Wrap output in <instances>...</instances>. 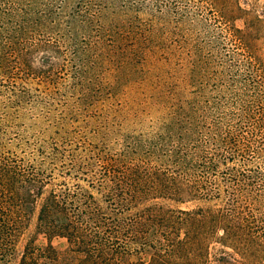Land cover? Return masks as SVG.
<instances>
[{
	"label": "rangeland",
	"instance_id": "1",
	"mask_svg": "<svg viewBox=\"0 0 264 264\" xmlns=\"http://www.w3.org/2000/svg\"><path fill=\"white\" fill-rule=\"evenodd\" d=\"M54 5L25 2L0 17V124L4 121L6 136L19 130L32 134L30 119L89 118L87 126L73 123L67 143L84 149L86 137L152 134L170 116L185 122L180 112L193 108L188 117L200 137L203 126L216 128L220 115L234 119L242 110L240 116L250 112L254 124L244 126L252 147L264 144V123H255L264 117V0H55ZM43 43L53 49H42ZM26 52L31 57L25 67L11 61ZM246 165L264 173V153ZM243 206L256 243L242 250L214 239L201 264H264V194ZM35 222L32 216L7 264L17 263L30 237L40 246L48 243L44 235L35 236ZM50 242L60 255L67 250L64 238ZM140 258L147 261L148 253L130 260Z\"/></svg>",
	"mask_w": 264,
	"mask_h": 264
},
{
	"label": "trees",
	"instance_id": "2",
	"mask_svg": "<svg viewBox=\"0 0 264 264\" xmlns=\"http://www.w3.org/2000/svg\"><path fill=\"white\" fill-rule=\"evenodd\" d=\"M25 2L55 6V0H0V17ZM42 49L53 48L43 43ZM29 55L11 61L25 67ZM193 111L180 112L187 115L183 123L170 116L148 135L86 137L84 149L67 143L73 123L87 126L89 118L30 119L36 131L13 136L2 121L0 264L11 259L32 216L35 236L48 243L30 237L16 264H201L214 239L234 249L254 245L242 210L244 201L255 204L264 194V173L246 162L261 156L264 144L253 148L244 130L253 124L250 112L220 115L200 137L188 117ZM54 237L66 240L64 254L51 245ZM143 252L147 261L130 260Z\"/></svg>",
	"mask_w": 264,
	"mask_h": 264
}]
</instances>
